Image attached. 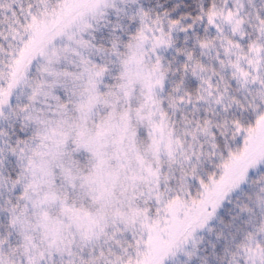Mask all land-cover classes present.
I'll return each instance as SVG.
<instances>
[{
  "label": "snow or ice",
  "instance_id": "obj_1",
  "mask_svg": "<svg viewBox=\"0 0 264 264\" xmlns=\"http://www.w3.org/2000/svg\"><path fill=\"white\" fill-rule=\"evenodd\" d=\"M0 264H264V0H0Z\"/></svg>",
  "mask_w": 264,
  "mask_h": 264
}]
</instances>
